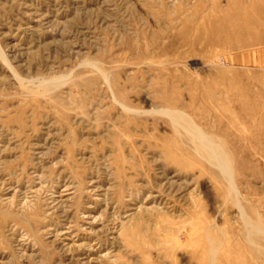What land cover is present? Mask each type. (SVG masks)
Listing matches in <instances>:
<instances>
[{"label":"rangeland","instance_id":"1","mask_svg":"<svg viewBox=\"0 0 264 264\" xmlns=\"http://www.w3.org/2000/svg\"><path fill=\"white\" fill-rule=\"evenodd\" d=\"M259 2L0 0V264H264Z\"/></svg>","mask_w":264,"mask_h":264},{"label":"bare ground","instance_id":"2","mask_svg":"<svg viewBox=\"0 0 264 264\" xmlns=\"http://www.w3.org/2000/svg\"><path fill=\"white\" fill-rule=\"evenodd\" d=\"M263 8H264V0H260L258 5H249L248 8H246L245 5L243 6L241 5V8H240V5H239L238 7L239 11H237L236 13L237 15L233 16V19L229 21L231 14L227 12L223 13L222 14L223 21H221V24L216 23L217 27H215L216 29L214 30H217L218 33L221 31L226 32V33H235L237 36L253 35L254 33H257L258 30H262V27L264 26L259 23L260 22L259 14H261V12L263 11ZM211 21H214V19ZM255 44L259 45L258 41L255 40ZM216 45H220L219 42L216 43ZM236 64L237 63H235V65ZM229 81L231 85L240 84L239 83L240 79H238L237 76H235L234 79L229 80Z\"/></svg>","mask_w":264,"mask_h":264}]
</instances>
